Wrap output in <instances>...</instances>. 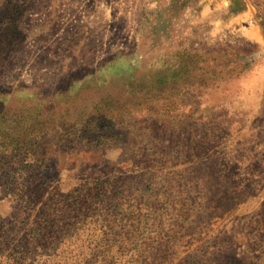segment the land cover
<instances>
[{"label":"rangeland","instance_id":"obj_1","mask_svg":"<svg viewBox=\"0 0 264 264\" xmlns=\"http://www.w3.org/2000/svg\"><path fill=\"white\" fill-rule=\"evenodd\" d=\"M0 264H264V0H0Z\"/></svg>","mask_w":264,"mask_h":264}]
</instances>
